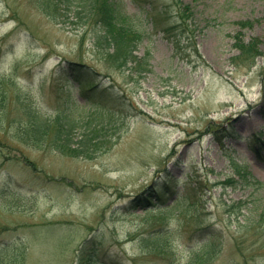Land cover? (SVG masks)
Listing matches in <instances>:
<instances>
[{"label": "rangeland", "instance_id": "374dc122", "mask_svg": "<svg viewBox=\"0 0 264 264\" xmlns=\"http://www.w3.org/2000/svg\"><path fill=\"white\" fill-rule=\"evenodd\" d=\"M76 1L0 0L6 105L20 95L43 113L66 109L51 84L68 61L94 68L121 101L96 97L110 141L89 159L0 131V246H11L0 264H78L91 240L101 264H264V225L246 221L264 205V0H108L145 35L142 66L95 44ZM155 186L170 188L164 200L127 209ZM157 229L172 231L163 257L139 241Z\"/></svg>", "mask_w": 264, "mask_h": 264}, {"label": "trees", "instance_id": "16d2710c", "mask_svg": "<svg viewBox=\"0 0 264 264\" xmlns=\"http://www.w3.org/2000/svg\"><path fill=\"white\" fill-rule=\"evenodd\" d=\"M56 2L60 3L59 1ZM71 4H73V0H65L66 6ZM76 5L81 10L77 12L78 16H82L83 13L96 24L92 29V41L95 44L103 45L108 50L113 49L112 53L121 58L123 64L134 61L138 66L148 65L149 53L142 58L134 55L136 45L143 41L145 35L138 28V25L130 20V17L128 18L123 14L118 6L111 2L109 4L108 0H77ZM178 12L181 14V11ZM246 48L242 46L240 49H242L243 55L254 62L260 54L253 47L247 50ZM52 78L54 80L51 87L53 91L60 93L59 102L66 105L73 102L66 109L58 108L53 114L41 112L38 109L35 96L21 99L19 95L16 105L11 104L12 107L6 105V91L1 89L3 80L0 81V131L9 133L13 129L15 134L10 135L11 140L26 147H50L63 156L92 158L103 151V145L106 146L110 141L108 126L104 123L107 114L103 108L95 105L96 97L105 99L113 105H118L121 101L113 95V87H108L102 82L101 74L86 64L68 61L57 67ZM76 88L79 90V98L84 104L76 101L73 96ZM82 107L85 109L79 111ZM87 107L89 110L86 109ZM112 115L115 114L112 113ZM1 145L5 147L2 142H0V147ZM236 169L240 176V169L238 167ZM241 177L243 179L241 182H246L247 179L242 175ZM169 189L168 186H155L153 189H146L141 193L142 195L131 200L127 209H132L135 206L147 207L150 199H153L155 195H158L162 201L166 196L165 193H169L166 192ZM177 206L184 207L185 204L180 199L172 209H177L175 208ZM191 207H196V204ZM237 207L241 209V206L237 205ZM249 216H251V212H249ZM257 217L259 218L257 221L248 217L246 221L264 225V205ZM171 232V230L157 229V231L142 235L139 241L147 253L156 257H163L160 252L162 247L167 244ZM201 232L202 235L216 237L211 233V226L203 228ZM10 249V245L0 246V258L2 259L3 255H7ZM99 249V245H94V240L85 242L78 254V264H101L98 256L100 255ZM212 252H214L213 247L205 251L204 257H209ZM165 258L172 262L177 261L176 257Z\"/></svg>", "mask_w": 264, "mask_h": 264}]
</instances>
